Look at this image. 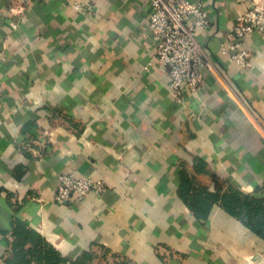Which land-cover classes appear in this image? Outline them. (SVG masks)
Wrapping results in <instances>:
<instances>
[{"label":"crops","instance_id":"obj_1","mask_svg":"<svg viewBox=\"0 0 264 264\" xmlns=\"http://www.w3.org/2000/svg\"><path fill=\"white\" fill-rule=\"evenodd\" d=\"M193 1L214 69L178 98L149 0H0V264H264L220 200L264 197V34L240 70L219 47L254 0ZM68 173L106 189L56 203Z\"/></svg>","mask_w":264,"mask_h":264},{"label":"built area","instance_id":"obj_2","mask_svg":"<svg viewBox=\"0 0 264 264\" xmlns=\"http://www.w3.org/2000/svg\"><path fill=\"white\" fill-rule=\"evenodd\" d=\"M149 2L153 8L149 28L153 33L155 60L166 66L169 85L178 98L187 92L198 93L204 81L201 68L214 69L199 40L201 32L212 26L209 12L203 4L193 0ZM75 5L76 8L81 7L78 3ZM10 10L12 13L18 12L14 7ZM256 34H264V5L254 0L223 37L219 53L229 56L238 69H249L253 52L248 42ZM58 181L55 202L59 204L82 202L91 193H102L106 189L101 181L78 177L73 173L61 175ZM115 260L113 255H109L103 263L115 264Z\"/></svg>","mask_w":264,"mask_h":264},{"label":"trees","instance_id":"obj_3","mask_svg":"<svg viewBox=\"0 0 264 264\" xmlns=\"http://www.w3.org/2000/svg\"><path fill=\"white\" fill-rule=\"evenodd\" d=\"M264 193V186L258 189ZM220 200L222 206L233 216L242 219L254 233L264 239V197H258L236 190L224 192ZM13 248H11L12 250ZM109 251L101 248V254L91 251L87 264H94L95 261L102 262L109 256ZM115 264H127L122 257L114 256ZM33 262L32 264H34ZM37 264V263H35ZM74 264V263H72Z\"/></svg>","mask_w":264,"mask_h":264}]
</instances>
